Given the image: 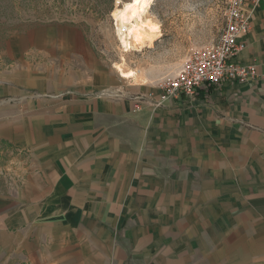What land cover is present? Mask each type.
Here are the masks:
<instances>
[{
  "label": "crops",
  "instance_id": "obj_1",
  "mask_svg": "<svg viewBox=\"0 0 264 264\" xmlns=\"http://www.w3.org/2000/svg\"><path fill=\"white\" fill-rule=\"evenodd\" d=\"M237 59L259 77L158 106L86 24L17 35L0 63L9 264H264V0ZM179 69L167 77L174 76Z\"/></svg>",
  "mask_w": 264,
  "mask_h": 264
},
{
  "label": "rangeland",
  "instance_id": "obj_2",
  "mask_svg": "<svg viewBox=\"0 0 264 264\" xmlns=\"http://www.w3.org/2000/svg\"><path fill=\"white\" fill-rule=\"evenodd\" d=\"M132 1L0 0V63L9 62L5 52L17 35L54 22H75L86 24L94 50L111 67L126 61V70L160 83L180 70L190 53L217 39L225 22L227 0H155L152 11L161 22V37L152 47L124 52L115 14ZM0 264L9 262L0 256Z\"/></svg>",
  "mask_w": 264,
  "mask_h": 264
},
{
  "label": "built area",
  "instance_id": "obj_3",
  "mask_svg": "<svg viewBox=\"0 0 264 264\" xmlns=\"http://www.w3.org/2000/svg\"><path fill=\"white\" fill-rule=\"evenodd\" d=\"M224 26L210 45L197 48L182 63L174 76L159 83L161 106L167 100L195 98L198 89H212L232 83H245L259 77L256 64L241 63L237 59L244 43L243 35L252 28V12L247 0H227Z\"/></svg>",
  "mask_w": 264,
  "mask_h": 264
},
{
  "label": "bare ground",
  "instance_id": "obj_4",
  "mask_svg": "<svg viewBox=\"0 0 264 264\" xmlns=\"http://www.w3.org/2000/svg\"><path fill=\"white\" fill-rule=\"evenodd\" d=\"M154 2L155 0H133L126 7L117 8V37L124 52L152 47L161 37V22L152 11ZM125 62L118 63L116 68L125 77H135V70L124 68Z\"/></svg>",
  "mask_w": 264,
  "mask_h": 264
}]
</instances>
